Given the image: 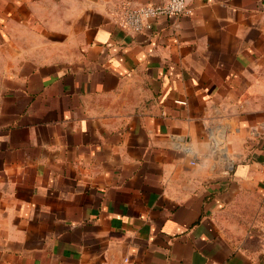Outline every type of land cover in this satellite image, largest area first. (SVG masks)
Returning <instances> with one entry per match:
<instances>
[{"label": "crops", "instance_id": "obj_1", "mask_svg": "<svg viewBox=\"0 0 264 264\" xmlns=\"http://www.w3.org/2000/svg\"><path fill=\"white\" fill-rule=\"evenodd\" d=\"M0 0V264H264V0Z\"/></svg>", "mask_w": 264, "mask_h": 264}, {"label": "built area", "instance_id": "obj_2", "mask_svg": "<svg viewBox=\"0 0 264 264\" xmlns=\"http://www.w3.org/2000/svg\"><path fill=\"white\" fill-rule=\"evenodd\" d=\"M186 0H164L159 3L132 4L124 2L118 9V20L123 28L133 33L151 30L158 18H175L189 13Z\"/></svg>", "mask_w": 264, "mask_h": 264}]
</instances>
